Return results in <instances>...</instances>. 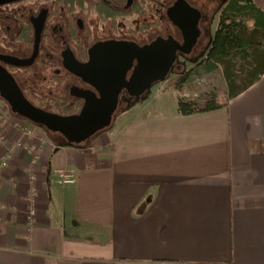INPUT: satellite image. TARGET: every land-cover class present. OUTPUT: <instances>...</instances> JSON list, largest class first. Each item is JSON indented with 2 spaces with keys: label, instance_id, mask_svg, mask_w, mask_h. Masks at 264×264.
<instances>
[{
  "label": "crops",
  "instance_id": "0c3cea01",
  "mask_svg": "<svg viewBox=\"0 0 264 264\" xmlns=\"http://www.w3.org/2000/svg\"><path fill=\"white\" fill-rule=\"evenodd\" d=\"M166 91L175 106L113 114L84 147L46 136L38 161L28 120L0 111V264H264V74L189 116ZM61 169L77 182L58 184Z\"/></svg>",
  "mask_w": 264,
  "mask_h": 264
},
{
  "label": "flooded vegetation",
  "instance_id": "af4514ba",
  "mask_svg": "<svg viewBox=\"0 0 264 264\" xmlns=\"http://www.w3.org/2000/svg\"><path fill=\"white\" fill-rule=\"evenodd\" d=\"M209 1L19 0L1 5L0 73L10 75L26 99L45 111L72 109L76 112L69 116H78L110 108V98L101 94H110L117 84L116 109L127 106L122 94L136 97L133 93L160 76L172 51L176 58L168 76L185 71L183 63L196 56L203 37ZM6 90L0 83V94Z\"/></svg>",
  "mask_w": 264,
  "mask_h": 264
},
{
  "label": "trees",
  "instance_id": "16d2710c",
  "mask_svg": "<svg viewBox=\"0 0 264 264\" xmlns=\"http://www.w3.org/2000/svg\"><path fill=\"white\" fill-rule=\"evenodd\" d=\"M263 40L264 11L256 6L254 0H228L221 12L207 58L200 64L208 72L222 67L228 87L227 101L246 91L264 74V47L261 45ZM188 75L179 78L175 85L171 83L170 86L181 91ZM226 104H219L216 95L200 105L179 97L178 112L189 116L218 110ZM59 112L70 115L76 111L64 109Z\"/></svg>",
  "mask_w": 264,
  "mask_h": 264
},
{
  "label": "rangeland",
  "instance_id": "374dc122",
  "mask_svg": "<svg viewBox=\"0 0 264 264\" xmlns=\"http://www.w3.org/2000/svg\"><path fill=\"white\" fill-rule=\"evenodd\" d=\"M228 0H210L208 10L206 12V16L203 20L204 25V34L199 43V47L196 51V56L190 62H184L185 71L181 74H171L167 77L166 80L154 83L150 90L146 91L141 97H131L123 93L121 96L122 104L127 102V106H120L117 108L112 121L115 122L114 125H119L126 119L127 112L139 105H145L148 102L150 104L167 106L170 108L171 106H175L177 100L174 95L166 90H173L174 87L170 86L171 83L175 85V82L178 81L179 78H183L188 75L186 83L183 85L180 93L178 94L180 97L184 96L188 101H194L197 104H203L204 100L207 101L210 99L212 95H216L217 98H220L222 95L227 96V82L225 80L223 69L220 67L217 70L212 72H208L205 66H201L202 59L206 56L209 49L212 46L213 39L215 36V32L218 28V23L220 20L221 12L224 6L227 4ZM198 7H201L200 4H197ZM261 45L264 47V40L261 41ZM162 88L164 91H161ZM38 95L30 96L31 98H36ZM46 98L50 97L49 95H44ZM2 101V102H1ZM0 111L2 112L3 118L5 117V112L11 113V108L3 101L0 96ZM5 108V109H4ZM5 111V112H4ZM56 112V110H53ZM61 111L60 109L57 110ZM1 115V116H2ZM17 117H20L14 114ZM129 117V116H128ZM127 117V118H128ZM21 118V117H20ZM132 118V116H131ZM24 120V119H23ZM29 127H26L25 131L28 136H30L32 140V145L28 147V150L32 152V156H38V161L41 158L42 151L45 150L47 145V137L50 136L52 138H61L64 140L65 138L59 133H51L48 129L40 125H37L33 122L26 121ZM41 128V129H38ZM94 139V136L89 138L86 141V144H89ZM37 165H33L32 173L30 174L32 177H35L38 180L37 173L33 172L34 167ZM37 172V170H36Z\"/></svg>",
  "mask_w": 264,
  "mask_h": 264
},
{
  "label": "water",
  "instance_id": "95a60500",
  "mask_svg": "<svg viewBox=\"0 0 264 264\" xmlns=\"http://www.w3.org/2000/svg\"><path fill=\"white\" fill-rule=\"evenodd\" d=\"M16 1L19 0H0V6ZM170 18L173 20L171 15ZM175 58V53L172 51L167 57L160 76L148 82L146 86L140 88V90L133 93V95L139 98L146 91L150 90L154 83L166 80ZM116 79L117 78H115V80ZM106 81L109 83L111 79H106ZM0 83H3L7 88L5 92L1 91L0 96L9 102L11 111L14 114L37 125L43 126L53 133L62 134L67 140L76 144L78 147H84L83 143L109 126L112 116L116 111V102L120 91L119 85L117 84L112 87L110 94L106 96H104L105 94H101V98H110L109 101L112 102L110 108L99 109L94 112L83 111L81 115L78 116H67L45 111L32 105L10 75L0 73Z\"/></svg>",
  "mask_w": 264,
  "mask_h": 264
},
{
  "label": "built area",
  "instance_id": "2783aa9c",
  "mask_svg": "<svg viewBox=\"0 0 264 264\" xmlns=\"http://www.w3.org/2000/svg\"><path fill=\"white\" fill-rule=\"evenodd\" d=\"M1 129H2V120L0 118V134H1ZM2 136L0 135V142L2 141ZM12 150H8L2 157L1 161H0V170L6 168L9 163H10V159L12 156L11 153ZM38 158V156H35L34 161H36ZM33 176V175H32ZM32 182L34 183L36 181L35 177H32ZM57 178H58V184L60 185H71V184H75L77 182V176L74 173L73 170L71 169H61L58 170L57 172ZM36 186H33L31 189V193L29 195L28 201H29V213H28V218L30 221L33 220L36 211H35V200H36Z\"/></svg>",
  "mask_w": 264,
  "mask_h": 264
}]
</instances>
